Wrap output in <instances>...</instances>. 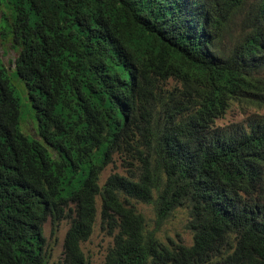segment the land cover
Here are the masks:
<instances>
[{"label": "trees", "instance_id": "obj_1", "mask_svg": "<svg viewBox=\"0 0 264 264\" xmlns=\"http://www.w3.org/2000/svg\"><path fill=\"white\" fill-rule=\"evenodd\" d=\"M6 37L39 126L0 60V264H94L98 197L104 264H264V0H0ZM234 105L254 113L217 126ZM179 209L192 245L159 234Z\"/></svg>", "mask_w": 264, "mask_h": 264}, {"label": "rangeland", "instance_id": "obj_2", "mask_svg": "<svg viewBox=\"0 0 264 264\" xmlns=\"http://www.w3.org/2000/svg\"><path fill=\"white\" fill-rule=\"evenodd\" d=\"M250 1V0H249ZM19 57V50L14 47L12 40L8 37L0 40V60L5 68L9 71L12 85L21 102V123L20 129L22 133L34 139L38 133V121L31 111V105L28 97L26 85L21 79L15 75L16 59ZM254 113L253 110L234 105L228 114L217 121V126L226 127L231 124H239L246 120ZM119 173L127 175V164L120 155L112 157L110 163L104 169L101 175V186L112 175ZM139 211L145 216L148 224L156 227V213L153 205L139 203L137 204ZM102 200L97 198V215L94 231L90 239L82 245L85 256L94 264H104L106 256L110 248L114 245V235L110 234V229L102 219ZM188 212L184 209L177 210L174 215L167 220L161 227L160 236L163 239L167 237L173 240H180L186 245H192L193 236L187 230ZM70 228L68 222H63L59 229H56L48 221L44 226V236L46 239V250L52 254L53 259L58 261L62 258L64 252L65 237ZM179 236V237H177Z\"/></svg>", "mask_w": 264, "mask_h": 264}]
</instances>
